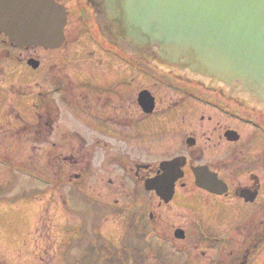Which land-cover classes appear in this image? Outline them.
Listing matches in <instances>:
<instances>
[{
	"label": "flooded vegetation",
	"instance_id": "af4514ba",
	"mask_svg": "<svg viewBox=\"0 0 264 264\" xmlns=\"http://www.w3.org/2000/svg\"><path fill=\"white\" fill-rule=\"evenodd\" d=\"M57 1L69 11L63 48L71 50L68 55L62 54L57 64L62 83L55 92L63 93L68 110L63 113L52 102L53 89L43 91L34 86L29 95L38 129L45 127L50 135L59 134L66 143L60 148H70V153L78 154L82 166L90 164L87 156L102 165L114 161L133 180L130 190L134 194L128 196L139 199L140 210L149 194L162 202L146 189V182L165 174L163 163L185 157L183 177L176 183L172 201L196 196L220 205L237 199L241 211L238 229L242 228L244 249L235 254L232 262L248 263L251 253L264 242V111L229 99L221 86L205 87L165 73L148 62L147 54L138 57L122 50L100 33L94 18L87 17L90 13L93 16L88 4H97L98 0ZM71 5L75 9H70ZM32 50L36 52L38 48ZM19 52L20 48L0 33V61L4 53L17 55L12 72L0 81L17 73L16 66L22 65ZM71 56L74 58L69 59ZM32 57L42 62L39 55ZM66 61L74 65V74L68 72ZM56 66L45 63L32 71L40 76L43 70L51 76L58 70ZM68 89L74 93H70L71 98ZM62 116H66V123L73 118L75 125L54 128L52 122ZM197 167H205L200 174L207 181L216 182L214 173L217 174L226 182L228 194L217 195L198 187ZM77 175L78 179L84 176L82 172ZM248 189L252 194L256 192L253 203L240 197ZM140 212L143 219L147 209ZM246 219L258 221L246 224ZM180 228L186 231L187 238V229Z\"/></svg>",
	"mask_w": 264,
	"mask_h": 264
},
{
	"label": "rangeland",
	"instance_id": "374dc122",
	"mask_svg": "<svg viewBox=\"0 0 264 264\" xmlns=\"http://www.w3.org/2000/svg\"><path fill=\"white\" fill-rule=\"evenodd\" d=\"M66 50L20 49L22 66L0 81V264H237L232 260L244 240L236 199L219 205L195 196L164 204L149 194L140 210L139 199L128 196L134 194L133 180L114 161L102 165L87 156L90 164L82 166L78 154L60 148L66 143L59 134L32 124L34 86L53 89L52 102L68 110L63 93L55 92L62 83L57 64L71 49ZM34 54L58 70L51 76L42 70L38 78L25 66ZM2 55L0 78L17 62V55ZM66 67L75 73L74 65L66 61ZM59 119L54 128L75 125L73 118ZM178 227L187 229L184 240L174 236ZM251 254L246 264H264V242Z\"/></svg>",
	"mask_w": 264,
	"mask_h": 264
},
{
	"label": "water",
	"instance_id": "95a60500",
	"mask_svg": "<svg viewBox=\"0 0 264 264\" xmlns=\"http://www.w3.org/2000/svg\"><path fill=\"white\" fill-rule=\"evenodd\" d=\"M95 8L103 34L123 50L153 56L157 67L178 76L215 79L228 95L264 109V0H98ZM66 22L55 0H0V31L21 47L59 48ZM176 179L147 187L169 202ZM176 237L185 236L178 230Z\"/></svg>",
	"mask_w": 264,
	"mask_h": 264
},
{
	"label": "bare ground",
	"instance_id": "6f19581e",
	"mask_svg": "<svg viewBox=\"0 0 264 264\" xmlns=\"http://www.w3.org/2000/svg\"><path fill=\"white\" fill-rule=\"evenodd\" d=\"M237 89V88H236ZM231 94H233V93H231ZM238 99H240L239 97H237ZM241 100V99H240Z\"/></svg>",
	"mask_w": 264,
	"mask_h": 264
}]
</instances>
